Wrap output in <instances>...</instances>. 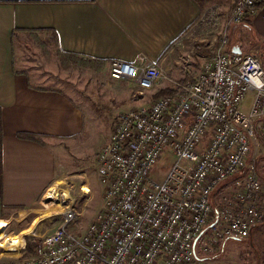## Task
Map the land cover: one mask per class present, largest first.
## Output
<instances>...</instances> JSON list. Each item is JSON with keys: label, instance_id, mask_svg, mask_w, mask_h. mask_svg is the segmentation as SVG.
<instances>
[{"label": "built area", "instance_id": "obj_1", "mask_svg": "<svg viewBox=\"0 0 264 264\" xmlns=\"http://www.w3.org/2000/svg\"><path fill=\"white\" fill-rule=\"evenodd\" d=\"M259 2L234 3L193 81H172V94L118 113L96 156L104 187L100 210L75 235L66 226L77 213L67 207L64 222L20 264H206L197 249L205 234L245 239L264 220L263 177L256 163L247 164L256 132L264 137V68L253 54L225 50L229 25L251 16ZM210 21L218 25L212 12L183 37L197 35ZM109 73L134 82L139 94L167 79L166 70L142 54L136 62L110 61ZM251 90L252 105L243 112ZM164 156L172 158L170 164L158 163ZM242 171L231 183L232 194L213 197L222 182ZM18 249H25L24 240ZM208 250V243L201 244L200 252Z\"/></svg>", "mask_w": 264, "mask_h": 264}, {"label": "crops", "instance_id": "obj_2", "mask_svg": "<svg viewBox=\"0 0 264 264\" xmlns=\"http://www.w3.org/2000/svg\"><path fill=\"white\" fill-rule=\"evenodd\" d=\"M235 2L215 3L202 12L195 0H0V232L36 213L68 171L53 149L78 136L85 121L68 91L83 100L103 85L101 74L109 73L115 59L136 62L142 54L165 69L172 48L204 14L212 12L224 23ZM263 15L260 0L251 16L230 24L227 32L253 26L264 39ZM233 47L241 50L239 44L226 51ZM165 70L167 79L151 91L172 87ZM115 80L128 83L119 86L122 96L138 101L134 82ZM19 132L37 134L40 141L19 138Z\"/></svg>", "mask_w": 264, "mask_h": 264}, {"label": "rangeland", "instance_id": "obj_3", "mask_svg": "<svg viewBox=\"0 0 264 264\" xmlns=\"http://www.w3.org/2000/svg\"><path fill=\"white\" fill-rule=\"evenodd\" d=\"M218 12H215L217 16H219ZM223 26L224 23H218L215 27L203 26L197 35L189 38L183 37L182 43L172 48L170 55L163 61V66L169 71V76L174 82L185 83L195 78L202 61L213 54ZM228 34L225 50L240 44L241 52L255 55L264 68V39L256 34L253 26L241 27L240 30ZM109 75V73L102 72L100 80L103 85H97L94 92H86L88 96H83V100L68 91L69 95L73 96L82 107L85 114L82 132L72 140L53 149L54 157L57 158L61 169L66 168L68 171L60 176V181L54 186V189L49 190L46 198L42 199L43 202L38 204L37 208L39 209L36 213L25 214L15 223L1 227L3 230L0 232V244L3 246H0V264H20L22 258L29 256L25 255V249H7L5 241L8 238L21 237L25 242V248L24 235L42 240L45 234L64 222L62 213L69 206L74 208L77 218L69 222L66 227L70 233L80 235L100 210L104 187L98 176L96 156L101 145L109 138L116 116L130 107H138L162 96L153 97L160 89L159 87L155 91L150 90L136 95L134 99H138V101L130 102L127 95L122 96L119 90V86L128 83L112 79ZM253 98L254 91H248L241 107L243 112H248ZM259 123L264 124V118ZM171 161V157L164 156L158 163L170 164ZM252 163L259 166L264 181V137L260 131L256 132V138L252 141L251 153L247 158V164ZM166 170V166L161 169L162 172ZM230 192L232 194L233 189L232 185L228 184L220 189L219 193L214 192L213 197L219 198L222 194ZM49 195H51L50 198H48ZM259 201L264 206V191L259 196ZM217 203L218 201L214 202L215 207H217ZM15 216L16 214L10 218V222ZM31 227L32 230L24 232ZM203 243H208L209 250L207 252H200V246ZM197 249L199 256L206 264H264V220L256 225L245 239L220 241L207 233L199 240Z\"/></svg>", "mask_w": 264, "mask_h": 264}, {"label": "trees", "instance_id": "obj_4", "mask_svg": "<svg viewBox=\"0 0 264 264\" xmlns=\"http://www.w3.org/2000/svg\"><path fill=\"white\" fill-rule=\"evenodd\" d=\"M199 7L201 8V11L204 12L207 8H209L210 6L214 5L215 3H224L227 0H195ZM237 1V0H235ZM73 55V54H70ZM106 62L104 61L105 65ZM190 78V77H187ZM175 89H173V87H166V88H161L159 89L154 95L153 97H157L159 95H163V94H172V92H174ZM0 131H1V122H0ZM17 137L19 138H24V139H32L35 141H40L39 140V135L34 134V133H29V132H19L17 133ZM243 173L240 172V174L238 175H233L230 176L229 178H227L224 182H222L214 192H220V189H222L223 187H225L228 184H231L233 179L236 178L237 176H240ZM13 208H17V207H13ZM25 241H26V248H25V255H33L36 254L40 248L41 245V239H37L33 236H29V235H24Z\"/></svg>", "mask_w": 264, "mask_h": 264}, {"label": "bare ground", "instance_id": "obj_5", "mask_svg": "<svg viewBox=\"0 0 264 264\" xmlns=\"http://www.w3.org/2000/svg\"><path fill=\"white\" fill-rule=\"evenodd\" d=\"M50 197H51V195H49L48 198H50ZM30 230H32V227L28 228L27 230H24V232H29ZM20 243L23 244V239L21 237H18V236H13L11 238H8L7 241H5V245H6L7 249H9V250H16V248L20 245Z\"/></svg>", "mask_w": 264, "mask_h": 264}, {"label": "water", "instance_id": "obj_6", "mask_svg": "<svg viewBox=\"0 0 264 264\" xmlns=\"http://www.w3.org/2000/svg\"><path fill=\"white\" fill-rule=\"evenodd\" d=\"M231 52L232 53H241V50L239 48L233 47Z\"/></svg>", "mask_w": 264, "mask_h": 264}]
</instances>
